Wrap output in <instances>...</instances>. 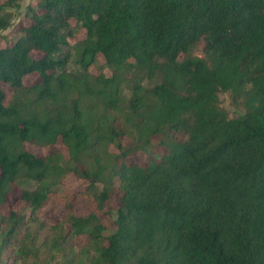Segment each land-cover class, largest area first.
Returning a JSON list of instances; mask_svg holds the SVG:
<instances>
[{"label": "trees", "instance_id": "trees-1", "mask_svg": "<svg viewBox=\"0 0 264 264\" xmlns=\"http://www.w3.org/2000/svg\"><path fill=\"white\" fill-rule=\"evenodd\" d=\"M26 16L0 48V264L8 248L17 264H264V0H40ZM100 56L110 74L90 72ZM59 140L68 159L24 146ZM137 151L146 163L128 162ZM70 172L99 209L119 200L116 229L67 200L40 241L39 211Z\"/></svg>", "mask_w": 264, "mask_h": 264}, {"label": "rangeland", "instance_id": "rangeland-1", "mask_svg": "<svg viewBox=\"0 0 264 264\" xmlns=\"http://www.w3.org/2000/svg\"><path fill=\"white\" fill-rule=\"evenodd\" d=\"M40 0H17L14 4L9 3V0H0V5L5 6L4 14L9 18V26L6 29H0V48L6 46L7 44L12 43L19 36L22 35L21 28L22 25L28 24L30 22L29 18L26 16L28 12V8L30 6L35 7ZM73 27L74 33L69 37V41L74 44L80 41L85 37V30L81 29V27L75 23ZM204 42L201 41L197 47L193 50V54L198 56H205L204 53ZM63 51H72L73 56L72 60L77 58V54L70 47H63ZM35 57H39L37 52L34 53ZM75 65H71L73 67ZM103 70L108 74L111 73L110 68L106 64L103 57H99L98 62L95 65L90 67V72L93 75H98L100 71ZM128 78H132V73L127 75ZM39 75L37 73L28 75L25 77V83L31 84L38 81ZM146 84H154L153 81H148L145 79ZM4 87L7 91V101H9L12 97V92L10 87L4 84ZM124 94L129 97L128 87L124 89ZM219 104L227 111L230 117H238L239 115L245 112V108L242 104L233 101L232 95L230 92H220L219 93ZM124 143H128L129 139L126 138L123 140ZM24 146L30 152L43 156L45 154L50 153L51 151H61L68 159L69 154L67 147L59 140L55 145L50 146H38L29 142H25ZM110 151L112 153H117L118 149L114 145H110ZM148 154L144 151H137L131 156L128 157L129 163H146L148 160ZM11 201H14L15 196L11 198ZM67 200H70L74 203V209L78 214H88L90 212H95L101 219L102 223L106 226L107 232L114 231L116 229L115 218L117 214V210L120 207L119 200L114 197L111 201H109L103 209H99L97 203L90 198L87 194V181L83 178H80L75 173H68L63 182L56 186L55 191L52 192L45 204L39 211V217L44 222V229L41 231L40 241L49 239L50 230L49 227L51 225L64 223L67 214L66 203ZM4 212H8V203L4 206ZM68 227V226H66ZM70 243L77 249L84 247L89 242V237L86 234H82L76 237L69 238ZM7 261L6 264H17L11 257L14 255L10 252V248H8L7 253ZM6 258V257H5ZM57 257L55 260H59Z\"/></svg>", "mask_w": 264, "mask_h": 264}]
</instances>
